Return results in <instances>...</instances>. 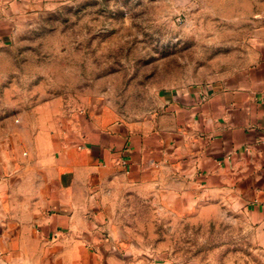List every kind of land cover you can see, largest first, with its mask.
Listing matches in <instances>:
<instances>
[{
	"label": "rangeland",
	"instance_id": "obj_1",
	"mask_svg": "<svg viewBox=\"0 0 264 264\" xmlns=\"http://www.w3.org/2000/svg\"><path fill=\"white\" fill-rule=\"evenodd\" d=\"M15 1V0H14ZM0 46V179L42 173L90 126H134L165 95L250 63L259 0H24ZM101 178L103 234L162 264H264L243 211L120 173Z\"/></svg>",
	"mask_w": 264,
	"mask_h": 264
},
{
	"label": "crops",
	"instance_id": "obj_2",
	"mask_svg": "<svg viewBox=\"0 0 264 264\" xmlns=\"http://www.w3.org/2000/svg\"><path fill=\"white\" fill-rule=\"evenodd\" d=\"M0 0V46L14 3ZM253 14L250 63L226 83L165 95L134 126L90 128L42 173L0 179V264H162L103 234L101 178L120 173L171 192L243 210L264 234V0Z\"/></svg>",
	"mask_w": 264,
	"mask_h": 264
}]
</instances>
